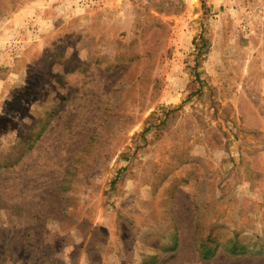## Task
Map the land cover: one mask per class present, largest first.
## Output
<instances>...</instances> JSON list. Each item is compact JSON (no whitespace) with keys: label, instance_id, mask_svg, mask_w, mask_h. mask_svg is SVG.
Segmentation results:
<instances>
[{"label":"rangeland","instance_id":"1","mask_svg":"<svg viewBox=\"0 0 264 264\" xmlns=\"http://www.w3.org/2000/svg\"><path fill=\"white\" fill-rule=\"evenodd\" d=\"M0 264H264V0H0Z\"/></svg>","mask_w":264,"mask_h":264},{"label":"crops","instance_id":"2","mask_svg":"<svg viewBox=\"0 0 264 264\" xmlns=\"http://www.w3.org/2000/svg\"><path fill=\"white\" fill-rule=\"evenodd\" d=\"M2 84H3V81H2V79L0 78V87L2 86Z\"/></svg>","mask_w":264,"mask_h":264}]
</instances>
